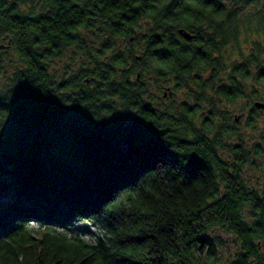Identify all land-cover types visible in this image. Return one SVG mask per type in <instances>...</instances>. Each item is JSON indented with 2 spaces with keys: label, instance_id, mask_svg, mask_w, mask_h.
<instances>
[{
  "label": "trees",
  "instance_id": "trees-1",
  "mask_svg": "<svg viewBox=\"0 0 264 264\" xmlns=\"http://www.w3.org/2000/svg\"><path fill=\"white\" fill-rule=\"evenodd\" d=\"M166 3L0 0V44L13 50L0 55V264H264V185L226 157L246 141L249 165L264 163L260 119L215 133L209 81L177 80L187 101L166 112L149 101L150 70L165 72L161 29L210 25L167 15ZM150 36L160 55L152 66ZM209 46L192 56L181 47L170 66L204 70ZM13 87L25 103L18 113L5 101ZM73 106L91 122L76 121ZM4 117L25 130L17 143L4 140Z\"/></svg>",
  "mask_w": 264,
  "mask_h": 264
},
{
  "label": "flooded vegetation",
  "instance_id": "flooded-vegetation-1",
  "mask_svg": "<svg viewBox=\"0 0 264 264\" xmlns=\"http://www.w3.org/2000/svg\"><path fill=\"white\" fill-rule=\"evenodd\" d=\"M165 2L167 15L194 16L206 19L205 22L209 19L210 25L194 29L171 27L161 29L163 31L161 58L165 72L158 75L152 69L147 76L152 89L151 104L155 107L161 105L164 111L169 110L171 105L181 102L179 92H174L177 80H201L210 82L209 94L215 133H218L222 126L244 131L251 118H264V107L257 106L264 104V0H165ZM150 6H153V0H150ZM220 16L226 19L233 16L242 18L245 26L240 29H229ZM43 25L44 20L40 19L38 29H42ZM250 29H256L255 34H250L254 32H250ZM181 31L188 32L193 38L187 40ZM91 40L90 34H87V44ZM154 40V37H149L145 52L151 66L160 58L159 53L155 51ZM200 41L202 45L210 44L209 53L206 52L210 62L204 70L192 69V64L185 63L182 69L176 66L179 63H174L172 66L178 70L182 69L184 72L182 74L170 66L175 55H180L181 47H189V52H183V56H192V52L200 49ZM174 42L177 45H174ZM12 51V41L0 44V55ZM38 56L37 62L40 63V46ZM138 58L137 61H141V56ZM0 63L8 66V59L2 57ZM3 73H7L6 68H3ZM157 81L164 84L157 85L155 83ZM188 101L195 104L192 98ZM237 145V153L232 156L226 155L232 162L228 165L244 170L249 166L247 158L249 146L246 141L243 145ZM238 154H241L240 159Z\"/></svg>",
  "mask_w": 264,
  "mask_h": 264
},
{
  "label": "rangeland",
  "instance_id": "rangeland-1",
  "mask_svg": "<svg viewBox=\"0 0 264 264\" xmlns=\"http://www.w3.org/2000/svg\"><path fill=\"white\" fill-rule=\"evenodd\" d=\"M253 33L255 34V31L250 33V34H253ZM56 63L57 64L54 65L50 69V72L52 74H54V76H56V73H61L62 74L63 68H64V65H63L64 63L63 62H61V61L59 62L58 61ZM61 74L57 75L56 77H53L54 78V85L59 84L62 81L61 80ZM148 87H149V91H151L152 89L150 88L151 87L150 83H149ZM10 89H11L12 92L9 91L10 94L7 93V95H6L7 99L5 100L6 104L10 105V101L8 100V98L11 96L12 100L14 102L13 106L11 107L13 112L14 113H18V111H21V110L24 111L25 110V103L22 100L18 99L16 96H14L16 94V93L13 92L15 90L14 87L10 88ZM13 97H15V98H13ZM178 97H179V100L181 102L187 101V98H185V93L183 91L179 92V96ZM149 101H150V99H149ZM106 102L107 103H111V102H113V100H111V101L109 100V101H106ZM73 108H74L73 112L75 113V120L76 121H79V122H91L90 117H89L88 114H86V113L79 114V111L75 108V106H73ZM132 113H133V115H132L131 119H134V117L137 116L138 111L134 110ZM104 117H106V119H109L108 122L110 121L109 122L110 124L115 122V118L112 115H108L107 113L104 112ZM9 119H10L9 117H4V126L2 127L3 138L6 141L7 140H9V141L10 140L11 141L14 140L17 143L18 139H20L22 137V135L20 133V130H22V132H24L25 130L21 129L22 127L19 129L18 124L17 123L15 124L13 121H9ZM131 119H129V120H131ZM8 123L12 124L10 128H8V126H7ZM13 123L15 125H13ZM263 133H264V118L260 119L259 130H258V134L261 135ZM252 164L256 165L259 168H262L263 170L259 171L258 169H255V166H253ZM262 172L264 173V163L258 162V161H253L252 163H250V165H249V167L247 169V172L245 173V177H247V179H249L248 184H250L251 186H255V187L257 186V188L258 187H262L264 185V177L262 176ZM221 240H222L223 246L225 248V250H224L225 252H227L228 250L231 251L233 249L232 244L229 242L230 238L228 237V235H225V234L221 233Z\"/></svg>",
  "mask_w": 264,
  "mask_h": 264
},
{
  "label": "water",
  "instance_id": "water-1",
  "mask_svg": "<svg viewBox=\"0 0 264 264\" xmlns=\"http://www.w3.org/2000/svg\"><path fill=\"white\" fill-rule=\"evenodd\" d=\"M183 36L187 39V40H191L193 37L188 33V32H184L181 31ZM258 107H264V104H257Z\"/></svg>",
  "mask_w": 264,
  "mask_h": 264
}]
</instances>
